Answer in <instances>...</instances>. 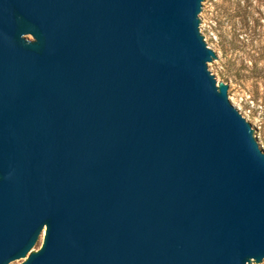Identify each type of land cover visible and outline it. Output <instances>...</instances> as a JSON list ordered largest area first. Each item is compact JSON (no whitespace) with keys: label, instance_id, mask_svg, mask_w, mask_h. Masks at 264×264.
Masks as SVG:
<instances>
[{"label":"water","instance_id":"water-1","mask_svg":"<svg viewBox=\"0 0 264 264\" xmlns=\"http://www.w3.org/2000/svg\"><path fill=\"white\" fill-rule=\"evenodd\" d=\"M208 10L0 0V264L264 263V131Z\"/></svg>","mask_w":264,"mask_h":264},{"label":"rangeland","instance_id":"rangeland-1","mask_svg":"<svg viewBox=\"0 0 264 264\" xmlns=\"http://www.w3.org/2000/svg\"><path fill=\"white\" fill-rule=\"evenodd\" d=\"M208 1L207 38L224 60L215 66L220 86L238 84L237 106L264 131V0Z\"/></svg>","mask_w":264,"mask_h":264}]
</instances>
